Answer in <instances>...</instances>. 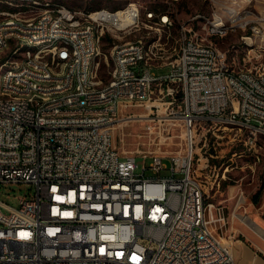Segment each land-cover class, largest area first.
<instances>
[{
  "label": "built area",
  "instance_id": "1",
  "mask_svg": "<svg viewBox=\"0 0 264 264\" xmlns=\"http://www.w3.org/2000/svg\"><path fill=\"white\" fill-rule=\"evenodd\" d=\"M245 1L207 0L224 11L194 13L178 28L165 22V15L177 16L178 0L145 9L132 1L116 9H51L38 0L0 9V51L3 33L18 32L14 49L36 36H59L40 51H11L1 63L23 64V71L0 91V185L33 189L15 197L16 207L0 200V264H237L219 236L223 206L211 198L230 180V157L217 149L224 138L240 145L231 156L246 159L251 171L256 154H264V47L256 43L262 30L248 26L254 12ZM232 21L246 27L230 43L237 44L241 73L227 68L228 46L213 47L224 31L239 30L230 29ZM146 25H153L151 40L140 37ZM65 36L76 43L71 72H61ZM104 40L117 59L106 80L99 77L107 66ZM92 53L100 61L90 84H82L80 63ZM164 67L165 73L153 70ZM126 75H133L134 91H127ZM8 86H21L22 94L8 93ZM137 120L158 135L179 121L182 147L165 156L116 146V126Z\"/></svg>",
  "mask_w": 264,
  "mask_h": 264
},
{
  "label": "rangeland",
  "instance_id": "2",
  "mask_svg": "<svg viewBox=\"0 0 264 264\" xmlns=\"http://www.w3.org/2000/svg\"><path fill=\"white\" fill-rule=\"evenodd\" d=\"M40 2L49 1V3H60L70 8L89 10L95 8L116 9L127 2H136L141 8L161 7L166 0H39ZM242 6L247 5L245 0H236ZM26 3V2H24ZM249 8L254 12V23L262 30V33L256 37V43L264 47V0H250ZM18 6V5H17ZM12 9L14 10L15 7ZM248 7V6H247ZM215 8L214 5H209L207 0H178L177 16H172L174 27L178 26L179 22H183L187 17L194 13H203L209 15ZM0 9H6V5L0 2ZM259 18V20H258ZM260 25V26H259ZM153 28L140 30V37L146 36V40H151ZM243 32L242 29L237 30L235 34L227 35L224 38L218 39L217 43L221 48H225L230 43L236 42L239 35ZM220 40V41H219ZM32 46V44H30ZM14 47V41L9 40V45L4 50L0 51V71L4 69L1 64L4 59L8 58ZM110 43L105 40L102 43L101 61H107V66L103 65L99 70V77L106 80L108 70L111 68V60L109 56ZM25 47L20 50L18 56L22 55ZM264 53V49H261ZM15 56V55H14ZM100 61V54L98 57ZM156 73H165L168 67L153 69ZM139 112H146L142 107L137 108ZM143 120L121 122L114 129L116 146L128 152L137 153V150H155L161 155H168L179 150L183 144V129L179 121L169 124V127L158 135L157 133H146L143 129ZM221 154L227 159L225 163H229L228 175L230 180L223 185L222 189L212 196L211 200L214 203H220L223 206L225 213V224L219 230L221 242L226 243L227 240L232 247V252L235 255L237 264H264L260 258L264 259V237L258 236L250 227L245 225L234 213H245L255 220L261 227H264V189H261L256 202L252 201V196L256 193L260 186V175L264 172V154H256L254 160V171L247 167L248 161L237 155L231 156L233 151L238 152L240 145L232 142L223 143L217 147ZM138 167L136 172L141 171L142 159L136 157ZM149 159H145L144 165H147ZM258 161V162H257ZM145 175H151L149 170H145ZM32 187L25 182L6 183L0 185V200L11 207H16L15 197L27 194L32 191ZM239 203L236 205V202ZM238 207V208H237ZM1 212L7 214L8 211L1 207ZM229 247V246H228Z\"/></svg>",
  "mask_w": 264,
  "mask_h": 264
},
{
  "label": "bare ground",
  "instance_id": "3",
  "mask_svg": "<svg viewBox=\"0 0 264 264\" xmlns=\"http://www.w3.org/2000/svg\"><path fill=\"white\" fill-rule=\"evenodd\" d=\"M0 2L6 5V9L3 10H13L12 7L17 5L35 6V4H37V0H0ZM38 4H45V2H40L38 0ZM49 7H51V9H61L62 4L49 3ZM219 11H224V4H216L215 8L210 12L209 15L206 16L217 17ZM165 22H171V28H175L174 21L171 15H165ZM248 26H257L254 23V17H248ZM146 27L153 28V25H146ZM176 28H178V26ZM230 29H242L243 32L241 34H246V27H241V22L239 21L230 22ZM230 34H235V31H224L223 34L221 35V38H224ZM106 35L117 36V29L106 28ZM145 37L144 40H146ZM12 39H18V32H11V36L10 33H3L4 49L8 47L9 40ZM217 40L218 39L213 40V47L221 48L217 43ZM54 43H59L58 35L36 36V38L34 39H27L21 41L19 43V46L16 47V49H14L13 47L12 51H14L15 56H18L20 50L23 47H25L21 55L24 56L27 55L28 53H31V51H40V49L45 44H54ZM30 44H32V46H30ZM227 46H228V52L225 53V62H227V68H234V73H241V66H234L233 53L237 51V44H229ZM227 46L225 48H227ZM65 47L67 48V50L64 51L62 55L61 72H71L75 67V50H76V43L74 41L73 36H65ZM88 47H95V38H88ZM0 50H1V43H0ZM99 54L100 53H92L91 56H88L87 59H83L82 63H80L82 84H90V69L91 67H96V65L98 64ZM110 60H111L110 70H115L117 66V59L110 58ZM3 65L5 67L2 71H0V91L5 90L6 80H11V76H22V71H23V64L4 63ZM253 65H261V58H253ZM126 86H127V91H134L133 75H126ZM26 88H33V81H26ZM8 93L22 94V87L8 86ZM40 100H47V92H40ZM233 127L242 128V120H233ZM239 201H241V199H239L236 202V205L239 203ZM234 216L237 217L243 223H245V225L250 227L258 236L264 237V227H261L249 215L245 213H234ZM224 241L228 243L227 245L229 246L230 250H232V247H230V243L227 240Z\"/></svg>",
  "mask_w": 264,
  "mask_h": 264
},
{
  "label": "trees",
  "instance_id": "4",
  "mask_svg": "<svg viewBox=\"0 0 264 264\" xmlns=\"http://www.w3.org/2000/svg\"><path fill=\"white\" fill-rule=\"evenodd\" d=\"M93 9V8H92ZM92 9H89V10H92ZM88 11V10H86ZM261 189H264V172L261 173L260 175V186H259V189L256 191V193L252 196V201L253 202H256L257 201V198L259 196V193L261 191Z\"/></svg>",
  "mask_w": 264,
  "mask_h": 264
},
{
  "label": "crops",
  "instance_id": "5",
  "mask_svg": "<svg viewBox=\"0 0 264 264\" xmlns=\"http://www.w3.org/2000/svg\"><path fill=\"white\" fill-rule=\"evenodd\" d=\"M260 259H261L262 261H264V259H262V258H260ZM256 264H261V263L258 262V263H256Z\"/></svg>",
  "mask_w": 264,
  "mask_h": 264
}]
</instances>
